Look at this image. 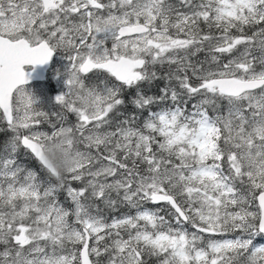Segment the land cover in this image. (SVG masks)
<instances>
[{
	"label": "snow or ice",
	"instance_id": "1",
	"mask_svg": "<svg viewBox=\"0 0 264 264\" xmlns=\"http://www.w3.org/2000/svg\"><path fill=\"white\" fill-rule=\"evenodd\" d=\"M0 264H264V0H0Z\"/></svg>",
	"mask_w": 264,
	"mask_h": 264
},
{
	"label": "rangeland",
	"instance_id": "2",
	"mask_svg": "<svg viewBox=\"0 0 264 264\" xmlns=\"http://www.w3.org/2000/svg\"><path fill=\"white\" fill-rule=\"evenodd\" d=\"M53 87H54V82H53Z\"/></svg>",
	"mask_w": 264,
	"mask_h": 264
}]
</instances>
